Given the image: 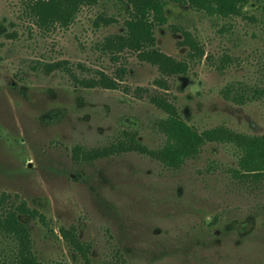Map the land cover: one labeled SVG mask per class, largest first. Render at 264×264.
Instances as JSON below:
<instances>
[{
  "label": "rangeland",
  "instance_id": "1",
  "mask_svg": "<svg viewBox=\"0 0 264 264\" xmlns=\"http://www.w3.org/2000/svg\"><path fill=\"white\" fill-rule=\"evenodd\" d=\"M22 3L0 0V216L20 204L35 212L18 218L38 261L264 264V176L240 177L242 149L206 142L176 168L151 155L166 144L154 97L198 133L264 136V6L217 18L169 5L155 46L186 72L163 76L106 47L126 32L123 0L47 28ZM103 78L116 89L91 87ZM15 249L0 236L1 257Z\"/></svg>",
  "mask_w": 264,
  "mask_h": 264
},
{
  "label": "trees",
  "instance_id": "2",
  "mask_svg": "<svg viewBox=\"0 0 264 264\" xmlns=\"http://www.w3.org/2000/svg\"><path fill=\"white\" fill-rule=\"evenodd\" d=\"M22 1L26 14L41 28L56 24L67 27L74 21L77 11L82 6H93L97 2V0ZM250 2L264 6V0H123L124 5L129 8L128 19L125 21L126 32L123 36L108 41L106 47L118 52L128 50L137 53L140 60L156 66L163 76L184 74L186 66L183 63L161 53L155 46L154 31L156 27L166 25V8L169 5H183L210 17L230 18L242 16L245 6ZM184 36V44L197 53L195 43L189 41L186 34ZM94 85L108 90L117 87L114 81L104 78L92 82L91 87ZM151 102L166 115L158 124L159 130L166 137V144L160 151L151 153L164 165L172 168L181 166L185 160L195 157L206 142L232 143L243 152L239 160L240 177L258 181L264 176V136L244 137L223 128L198 133L185 124L173 105L165 98L154 97L151 98ZM121 145L118 147H123ZM122 149L135 148L125 146ZM139 151L144 152V149L140 148ZM4 201L1 197L0 203ZM18 215L34 218L35 212L25 204H20L0 216V236H7L16 244L13 255L0 256V264H41L32 252L29 230L19 220ZM61 234L69 240L76 251L84 252L75 233H70L69 237L64 231H61Z\"/></svg>",
  "mask_w": 264,
  "mask_h": 264
}]
</instances>
